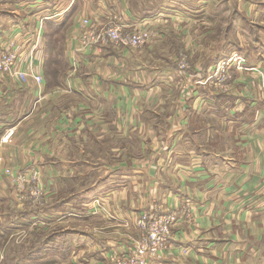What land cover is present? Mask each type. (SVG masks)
<instances>
[{
	"label": "crops",
	"instance_id": "1",
	"mask_svg": "<svg viewBox=\"0 0 264 264\" xmlns=\"http://www.w3.org/2000/svg\"><path fill=\"white\" fill-rule=\"evenodd\" d=\"M254 9L250 0H0V41L13 40L20 67L42 76L38 85L0 74V143L13 127L0 146V199L17 201L6 168L35 169L48 193L36 211L17 201L16 225L64 212L81 225L59 231L52 251L107 264L137 238L138 212L187 211L168 250L147 264H255L264 242V38L256 53L241 50V69L222 90L213 66L244 38L232 19L214 48L217 36L197 29L226 11L254 23ZM112 15L125 30H148L147 44L131 53L82 47L81 21L98 28ZM51 28L66 67L53 79ZM183 56L190 67L180 69Z\"/></svg>",
	"mask_w": 264,
	"mask_h": 264
},
{
	"label": "built area",
	"instance_id": "2",
	"mask_svg": "<svg viewBox=\"0 0 264 264\" xmlns=\"http://www.w3.org/2000/svg\"><path fill=\"white\" fill-rule=\"evenodd\" d=\"M81 25L79 40L84 48L101 50V48L110 45L141 48L150 39L148 30H125L116 15H112L104 25L98 28H91L87 19H83ZM13 47V40L0 41V74L15 77L20 82H25L31 78L38 85L41 84V74L34 72L31 66L28 69L20 67L18 54ZM239 63L240 60L233 59V57L218 61L211 72L214 84L222 90H227L228 80L231 77L230 71L241 69ZM177 64H179L180 69L186 67L185 63L179 62ZM9 136L11 134L7 132L1 143L7 141ZM4 172L14 185H16L15 181L21 178V186H19L17 193L21 199H41L43 190L39 184V174L35 169L29 168L20 174H15L16 171L6 168ZM35 190L36 197L33 196ZM186 212H180V210L162 213H151L148 210L138 212L133 221L134 227L138 230V236L133 241L134 243L125 252L111 251L107 257L108 261L110 264H147L149 257L164 254L169 248L168 241L172 226Z\"/></svg>",
	"mask_w": 264,
	"mask_h": 264
},
{
	"label": "rangeland",
	"instance_id": "3",
	"mask_svg": "<svg viewBox=\"0 0 264 264\" xmlns=\"http://www.w3.org/2000/svg\"><path fill=\"white\" fill-rule=\"evenodd\" d=\"M250 2L255 5L254 18L252 19L255 21L254 23L250 22L251 21L250 18L241 16L237 11H234V13L233 12L229 13V11H226L224 12L222 20L219 19L215 23H212L209 21H206V22L203 21L202 24L201 25L199 24V27H197L198 30H202L201 32L202 34L205 35V37H209V34L211 33L213 37L217 36V42L215 43L214 41L211 44L212 48H214V46H217L222 42L224 37L228 36L227 29H226V23H228L229 20L231 19L232 21L236 20L237 26H238L237 30H240L238 32L241 33V35L244 38V41L242 42L241 46H239V43L235 44L236 46H233L232 49L235 48L237 50H231L228 56L224 58L233 57V59H239L240 63L244 62V59L246 58L245 57L246 54L243 53L242 51L246 52L249 46V48L251 49L249 52L256 53L255 52L256 48L257 47L259 48V45H260L258 43L259 35L261 34L262 38H264V36L262 35L264 32H261L260 30L262 29L260 27V23H261L260 18H262L261 16H264V15H263V12H261L262 10H260L258 7L259 4H264V0H250ZM235 12H237L238 15ZM193 29H196V28H193ZM241 30H245L246 35H243ZM229 43L230 42H228V45ZM159 45L164 46L166 44L161 43V44H158V46ZM110 46L114 49H116L117 47L114 45H110ZM206 46H207V43H205L204 47ZM128 51H130V53L134 52L135 48L134 47L130 48ZM196 51L205 52L202 48H199V49L197 48ZM224 58H220L219 61L223 60ZM192 60L195 61L194 59ZM175 61L177 63L179 62L185 63L186 66L190 67V65L188 64L189 60L186 59L185 56L178 57V60H175ZM53 66L54 65H51V67ZM50 82H53V81H50ZM6 129L7 130L4 132V134L7 132L9 134L13 133V127L6 128ZM10 129H11V132H10ZM23 171L24 170L16 171L15 174L17 173L20 174ZM15 183L16 185L13 184V186H14L15 193L17 194L18 188L19 186H21V178L19 180H16ZM39 184L40 186H42L40 182ZM42 187L43 189L41 190H45L44 186ZM35 193H36V190L34 191V195H33L34 197H36ZM47 195L46 196L42 195L43 197L41 198L46 199ZM15 199L18 202L19 201L21 202L23 208L24 206H26L27 210L30 209L31 211H36L35 208H39L41 205H43L41 204L42 202L40 200L35 199V198L23 200L21 199L20 196L15 195ZM17 201L16 203L11 204V203H6L0 199V264H11V263L20 264L21 262H24L22 264H86L84 263L86 257H83V254L80 251L74 252L72 250L71 251L62 250L63 246L58 247L59 249L58 251H52V249H54V246L51 245V243L56 239V236L59 231H63V230L67 231L70 229V228L68 229V227L72 228V226L76 227L75 225H81L79 223L80 220H75L73 223L71 216L69 215L66 216L65 213L62 212L64 215L63 214L56 215L55 217L59 216L61 218L53 223L51 220H49L48 221L49 223L46 224L45 223L46 221L42 220V218L38 219L40 223L34 222L36 219L32 218L33 221L30 219L27 222L23 221L21 222V226L19 227L16 225V221H14L12 218L13 217L12 211L14 212L17 210V208H22V206L17 205ZM96 221L98 222V220ZM262 248H263V255L256 261L255 264H264V242L262 244ZM90 264H95V263H90ZM97 264L99 263L97 262ZM102 264H104V262ZM107 264H110V262L108 261Z\"/></svg>",
	"mask_w": 264,
	"mask_h": 264
},
{
	"label": "trees",
	"instance_id": "4",
	"mask_svg": "<svg viewBox=\"0 0 264 264\" xmlns=\"http://www.w3.org/2000/svg\"><path fill=\"white\" fill-rule=\"evenodd\" d=\"M47 34H45V44L48 51V56H50L49 66H48V75L53 79L55 78L59 72H62L66 69L65 62L63 61V43L60 40L58 29L49 30ZM53 57V58H51ZM51 65H54L51 67ZM55 81V79H54ZM13 264V263H11Z\"/></svg>",
	"mask_w": 264,
	"mask_h": 264
}]
</instances>
